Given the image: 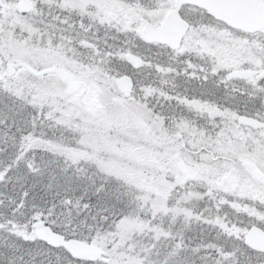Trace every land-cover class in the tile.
Here are the masks:
<instances>
[{
    "label": "snow or ice",
    "instance_id": "obj_1",
    "mask_svg": "<svg viewBox=\"0 0 264 264\" xmlns=\"http://www.w3.org/2000/svg\"><path fill=\"white\" fill-rule=\"evenodd\" d=\"M0 264H264V0H0Z\"/></svg>",
    "mask_w": 264,
    "mask_h": 264
}]
</instances>
